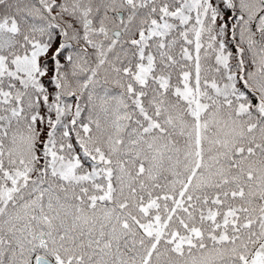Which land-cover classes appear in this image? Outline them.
<instances>
[{"label":"snow or ice","instance_id":"1","mask_svg":"<svg viewBox=\"0 0 264 264\" xmlns=\"http://www.w3.org/2000/svg\"><path fill=\"white\" fill-rule=\"evenodd\" d=\"M0 264H264V0H0Z\"/></svg>","mask_w":264,"mask_h":264}]
</instances>
